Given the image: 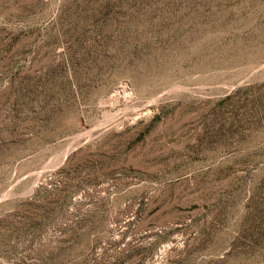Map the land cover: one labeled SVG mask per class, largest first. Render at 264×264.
Returning a JSON list of instances; mask_svg holds the SVG:
<instances>
[{"label":"rangeland","instance_id":"obj_1","mask_svg":"<svg viewBox=\"0 0 264 264\" xmlns=\"http://www.w3.org/2000/svg\"><path fill=\"white\" fill-rule=\"evenodd\" d=\"M0 264H264V0H0Z\"/></svg>","mask_w":264,"mask_h":264}]
</instances>
